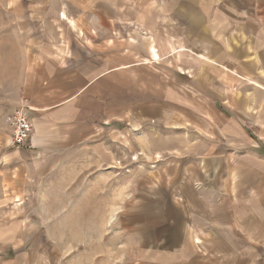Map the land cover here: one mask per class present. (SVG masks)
<instances>
[{"label":"crops","instance_id":"obj_1","mask_svg":"<svg viewBox=\"0 0 264 264\" xmlns=\"http://www.w3.org/2000/svg\"><path fill=\"white\" fill-rule=\"evenodd\" d=\"M174 1L167 32L153 40L167 38L186 60L195 53L198 65L183 61L189 75L148 64L128 45L93 59L46 50L28 84L33 136L18 149L96 153L112 129L138 122L180 131L190 154L168 160L152 180L158 204L137 209L143 222L130 264H261L264 0ZM176 142L168 151L179 152Z\"/></svg>","mask_w":264,"mask_h":264},{"label":"rangeland","instance_id":"obj_2","mask_svg":"<svg viewBox=\"0 0 264 264\" xmlns=\"http://www.w3.org/2000/svg\"><path fill=\"white\" fill-rule=\"evenodd\" d=\"M169 2L175 1L0 0V264L15 255L26 256L15 264L133 260L135 227L143 219L137 209L158 204L151 199L152 180L159 181L157 171L166 170L160 166L168 160L190 154L181 150L180 131L138 122L112 129L96 153H35L13 145L6 115L27 101L32 68L46 50L93 59L128 45V53L148 64L182 70L183 52L163 36L153 40V33L167 32L177 10ZM152 47L160 58L152 56ZM187 53L186 61L194 63L197 55ZM169 139L177 140L179 152L168 151Z\"/></svg>","mask_w":264,"mask_h":264},{"label":"built area","instance_id":"obj_3","mask_svg":"<svg viewBox=\"0 0 264 264\" xmlns=\"http://www.w3.org/2000/svg\"><path fill=\"white\" fill-rule=\"evenodd\" d=\"M32 106L27 101L14 107L7 115L6 122L12 132L15 147H26L33 136V124L30 118Z\"/></svg>","mask_w":264,"mask_h":264},{"label":"bare ground","instance_id":"obj_4","mask_svg":"<svg viewBox=\"0 0 264 264\" xmlns=\"http://www.w3.org/2000/svg\"><path fill=\"white\" fill-rule=\"evenodd\" d=\"M152 51H154L155 53H154V55H156L157 56V58H159V53L158 52H156V49H155V47L154 48H152Z\"/></svg>","mask_w":264,"mask_h":264}]
</instances>
